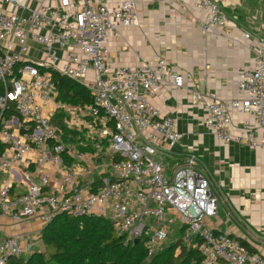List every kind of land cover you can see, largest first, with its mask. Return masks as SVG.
<instances>
[{
	"label": "built area",
	"instance_id": "2783aa9c",
	"mask_svg": "<svg viewBox=\"0 0 264 264\" xmlns=\"http://www.w3.org/2000/svg\"><path fill=\"white\" fill-rule=\"evenodd\" d=\"M0 2L8 6L0 7V217L41 226L8 235L0 229V264L34 253L42 227L59 214L109 219L126 244L143 240L147 258L180 227L200 264H264V256L207 223L217 198L194 156L169 171L149 156L182 139L177 120L151 100L166 83L179 89L185 80L165 57L109 63L108 39L140 25L136 0ZM196 5L206 13L202 30L228 33L216 0ZM30 41L38 59L30 58ZM247 46L254 67L239 71L236 97L203 102L204 122L222 142L264 149V39ZM53 74L80 82L92 103L62 102Z\"/></svg>",
	"mask_w": 264,
	"mask_h": 264
},
{
	"label": "crops",
	"instance_id": "0c3cea01",
	"mask_svg": "<svg viewBox=\"0 0 264 264\" xmlns=\"http://www.w3.org/2000/svg\"><path fill=\"white\" fill-rule=\"evenodd\" d=\"M216 1L229 19L227 34L217 28L202 30L206 13L197 0H136L140 25L122 28L120 38L108 39L107 59L113 66H135L165 57L183 75L185 87L168 82L151 100L163 116L177 120L182 134L178 145L165 151L167 165L172 168L194 156L197 171L217 198V214L207 223L264 256V149L218 140L205 125L203 108L206 100L236 97L239 71L254 67L247 45L264 39V0ZM0 7L8 6L0 2ZM245 32L249 40L243 38ZM29 55H41L33 41ZM40 228L35 221L15 224L0 217L2 235Z\"/></svg>",
	"mask_w": 264,
	"mask_h": 264
},
{
	"label": "trees",
	"instance_id": "16d2710c",
	"mask_svg": "<svg viewBox=\"0 0 264 264\" xmlns=\"http://www.w3.org/2000/svg\"><path fill=\"white\" fill-rule=\"evenodd\" d=\"M53 75L55 81H59V98L62 102L80 105L92 103L90 92L80 82ZM75 136V133L71 136L68 134L72 141ZM167 168L169 171L171 165H167ZM182 232V228L175 227L163 247L147 258L143 240L126 244L125 237L114 229L109 219L59 214L41 231L40 242L44 249L36 250L28 258H14L12 264H200V252L183 242ZM169 241L170 244L166 246Z\"/></svg>",
	"mask_w": 264,
	"mask_h": 264
},
{
	"label": "rangeland",
	"instance_id": "374dc122",
	"mask_svg": "<svg viewBox=\"0 0 264 264\" xmlns=\"http://www.w3.org/2000/svg\"><path fill=\"white\" fill-rule=\"evenodd\" d=\"M149 156L155 162L161 164L163 167H165L169 163V161H167V157H166L165 153H163V152H155V153L149 154ZM43 227H42V229H43ZM42 229H41V231H42ZM40 237H41V232L36 237V240H37L36 241V243H37L36 248H37V250H43L44 249L43 245L40 242ZM169 244H170V241L166 244V246Z\"/></svg>",
	"mask_w": 264,
	"mask_h": 264
},
{
	"label": "water",
	"instance_id": "95a60500",
	"mask_svg": "<svg viewBox=\"0 0 264 264\" xmlns=\"http://www.w3.org/2000/svg\"><path fill=\"white\" fill-rule=\"evenodd\" d=\"M138 240H135V242H137Z\"/></svg>",
	"mask_w": 264,
	"mask_h": 264
}]
</instances>
